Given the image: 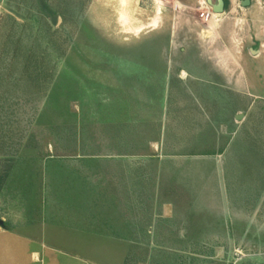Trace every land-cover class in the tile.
<instances>
[{"label":"rangeland","instance_id":"374dc122","mask_svg":"<svg viewBox=\"0 0 264 264\" xmlns=\"http://www.w3.org/2000/svg\"><path fill=\"white\" fill-rule=\"evenodd\" d=\"M203 1L129 0L136 34L118 21L119 0H0L3 248L16 247L7 236L36 212L20 196L33 194L44 164H69L73 175L86 164L91 177L104 168L110 178L120 162L135 165V202L85 204L95 226L72 243L82 249L45 262L33 254L35 264H264V0H228L210 23ZM160 70L168 138L154 153L157 132L143 120L160 114L147 88ZM113 151L136 159L105 156ZM108 212L121 216L119 243L99 226ZM55 225L45 228L54 242L79 237ZM14 251L0 262L25 264Z\"/></svg>","mask_w":264,"mask_h":264},{"label":"crops","instance_id":"0c3cea01","mask_svg":"<svg viewBox=\"0 0 264 264\" xmlns=\"http://www.w3.org/2000/svg\"><path fill=\"white\" fill-rule=\"evenodd\" d=\"M167 72L168 70H160L159 74L163 75V78H161V81H159L158 85H147V88H150V90L148 89V91L151 92L150 98L156 101L155 105H157L161 110L159 112V115H150L147 120H143L145 123H151L150 126L153 127L152 129L156 130L157 132L156 138H154V140L150 142H147V146L151 149V151H155L157 153L163 150H161L160 148H164V146L166 145L165 142L168 138V132L166 128L167 115L165 113L162 114V111H166L168 106L169 77ZM186 73V69L182 68L180 70L178 79L183 82V80H185V77H188ZM189 79L194 82L200 81L193 75L192 77L189 76ZM202 82L204 81H201L199 83ZM152 88H158L157 92H152L156 91V89L153 90ZM132 123L136 122H129L127 124L131 125ZM115 127L116 126H114L113 128ZM107 155L111 156L112 158L115 156V158L117 157L118 160L121 161H130L129 157H133V161H135L136 159V156L133 153L120 154L113 151L111 153L105 154V156ZM154 157L160 158V156ZM123 164L124 163L120 165V162H118L117 164L113 163L111 165L112 169L115 171H113V174L110 178H107L108 172L105 173L104 171H102L104 168L101 169V177H91L92 175L88 173L91 170L86 164L82 165L81 163H79V172L81 173L77 175L72 174L69 164L64 163L63 165H61L55 162H47L46 164H44L43 167L39 169V171L37 170L38 177L36 175V179H33L32 181L31 186L33 188V194H28L27 197L20 196V202H31L32 204H34L36 212H34L31 220H29L30 222L23 221L21 223V225L24 224L23 226H21L22 230H20L19 227H16L17 230L13 231L14 234H12L11 236H7V243L9 245L14 244L16 245V247L8 246L7 248H3V242H0V251H3V249L4 251H13V249L15 251H25V264H35L32 260L33 254L35 255L34 259H38L39 257L41 261L44 260L45 262L46 260L54 259V255H61L59 253L60 251L82 249V247L72 246V243H74L73 245L81 243L84 244L85 239H83L82 237H86L88 235L91 236L93 232H87V230L95 226L92 222H89V220L91 221V219L88 217V207L85 204L92 202H135V198L133 197V188H135L136 186V177L134 175L136 168L134 164ZM39 166L40 165L37 164V167ZM96 169L99 170V166H97ZM93 182L96 183L95 188H97L98 190L97 191L95 189V193H93V190L89 189V187L92 188L91 185L94 184ZM9 183L7 185H10ZM109 187L111 188V190L107 189ZM118 187L127 188V193H125L126 191L123 193L122 191L116 189ZM130 188H132V192H130ZM4 192L5 191H3V193ZM106 218H109L107 222H105L104 224L102 223V225L99 224V226H102L103 229L105 228L104 225L110 226L109 229L111 230L109 231V233L115 236L114 242L119 243V236L121 232L118 229L121 228V216L116 212H108ZM50 223L51 226H54L56 224V229H59L60 231L68 227L69 224V228L73 229L79 235V237L67 239L65 236L62 238L61 235L59 236V240L54 242L53 232L50 230L47 231L45 229ZM43 229H45V231ZM103 232L108 233L106 232V229L103 230L102 233ZM7 234L8 233H4L0 235ZM81 240L82 242H80ZM14 257H12L11 259L14 260ZM68 258L71 259V257ZM0 264H2V262H0Z\"/></svg>","mask_w":264,"mask_h":264},{"label":"bare ground","instance_id":"6f19581e","mask_svg":"<svg viewBox=\"0 0 264 264\" xmlns=\"http://www.w3.org/2000/svg\"><path fill=\"white\" fill-rule=\"evenodd\" d=\"M120 4V11L118 13V21L122 24L123 27H125L128 31H134V33L138 34L141 32V26L132 29L130 27V16L128 14V6H129V0H119ZM119 7V6H118ZM215 18H218V16H215Z\"/></svg>","mask_w":264,"mask_h":264},{"label":"water","instance_id":"95a60500","mask_svg":"<svg viewBox=\"0 0 264 264\" xmlns=\"http://www.w3.org/2000/svg\"><path fill=\"white\" fill-rule=\"evenodd\" d=\"M249 0H245L242 2V6L246 7L249 6ZM208 5L212 7L213 13L217 16H221L225 13L224 9V2L223 0H216V4H213L211 0H208ZM51 24L52 26H56L57 24V17H52L51 18Z\"/></svg>","mask_w":264,"mask_h":264},{"label":"built area","instance_id":"2783aa9c","mask_svg":"<svg viewBox=\"0 0 264 264\" xmlns=\"http://www.w3.org/2000/svg\"><path fill=\"white\" fill-rule=\"evenodd\" d=\"M199 11H200V17L201 19L206 22V23H210V22H213L215 21V15L213 13V9L211 6H209L205 1H203L201 4H200V8H199Z\"/></svg>","mask_w":264,"mask_h":264},{"label":"trees","instance_id":"16d2710c","mask_svg":"<svg viewBox=\"0 0 264 264\" xmlns=\"http://www.w3.org/2000/svg\"><path fill=\"white\" fill-rule=\"evenodd\" d=\"M223 2H224V5H225L224 9H225V11H227L228 7H229V1L228 0H223ZM9 172H10V168L7 167V169L4 171L3 176L0 178V191L3 188V185H4V183H5V181H6L7 177H8Z\"/></svg>","mask_w":264,"mask_h":264}]
</instances>
